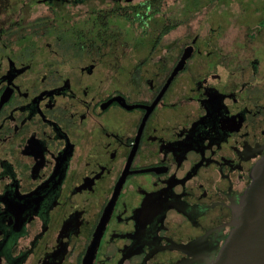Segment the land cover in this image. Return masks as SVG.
Listing matches in <instances>:
<instances>
[{
    "label": "flooded vegetation",
    "instance_id": "af4514ba",
    "mask_svg": "<svg viewBox=\"0 0 264 264\" xmlns=\"http://www.w3.org/2000/svg\"><path fill=\"white\" fill-rule=\"evenodd\" d=\"M166 1L0 0V264L217 258L264 157V15L229 56L152 65ZM131 38L148 56L108 67Z\"/></svg>",
    "mask_w": 264,
    "mask_h": 264
},
{
    "label": "rangeland",
    "instance_id": "374dc122",
    "mask_svg": "<svg viewBox=\"0 0 264 264\" xmlns=\"http://www.w3.org/2000/svg\"><path fill=\"white\" fill-rule=\"evenodd\" d=\"M196 1H166V5L162 7V13L169 15L174 23H178V26L174 27L175 29L165 37L157 50V54L150 61L152 65H156L160 60L163 62L164 55L167 54L166 52H168L170 47L173 48L172 50L175 53H178L180 51L179 47H183L186 41H192L198 47V55L191 62L193 70L199 68L203 57L206 58L207 55L211 59L229 56L233 52V44L236 41H245L244 37L247 30L256 26L258 19L264 15V0H201L203 2L200 6L201 10L194 6ZM81 11L84 10L78 8L75 13L80 15ZM46 16L53 17V13L47 10ZM80 17H84V14ZM154 26L155 23L150 28H156L158 31L159 26ZM126 28L129 29V31L125 29L126 35L130 37L141 36L142 31L137 28V25L133 27L127 26ZM157 31L151 32L152 36L156 35ZM248 32H251V30H248ZM130 40V46L126 50L128 54L125 57L117 56L115 61L110 60L108 67L119 68L122 66L125 69L131 68L148 56L147 54L153 44L149 43V39L142 42H139L140 38L136 40L131 38ZM44 58L45 62L53 61L50 55L46 54ZM206 61H209V59H206ZM110 74L114 73L110 72ZM121 74L122 72H119L117 76H114V81L117 84L124 79Z\"/></svg>",
    "mask_w": 264,
    "mask_h": 264
},
{
    "label": "water",
    "instance_id": "95a60500",
    "mask_svg": "<svg viewBox=\"0 0 264 264\" xmlns=\"http://www.w3.org/2000/svg\"><path fill=\"white\" fill-rule=\"evenodd\" d=\"M189 55L185 54L182 70ZM213 264H264V157L256 164L229 234Z\"/></svg>",
    "mask_w": 264,
    "mask_h": 264
},
{
    "label": "trees",
    "instance_id": "16d2710c",
    "mask_svg": "<svg viewBox=\"0 0 264 264\" xmlns=\"http://www.w3.org/2000/svg\"><path fill=\"white\" fill-rule=\"evenodd\" d=\"M127 10H128V11H126L125 22H124V25H122V26H124V28L127 29V30L129 31V29L126 28V27H127L129 24H131L132 27H133V26H136V21H135V19H134V12H132V11L129 12V11H130L129 8H127ZM110 20L113 21V18L111 17ZM113 23H116V20H114ZM118 23L121 24V23H122V19H121V20H118ZM131 26H130V27H131ZM175 26H176V24L174 25V27H175ZM169 29H171V26L164 30L163 35L166 34V32H167Z\"/></svg>",
    "mask_w": 264,
    "mask_h": 264
}]
</instances>
